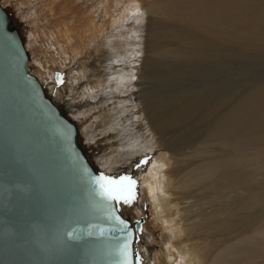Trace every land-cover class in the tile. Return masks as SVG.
<instances>
[{"label": "rangeland", "instance_id": "1", "mask_svg": "<svg viewBox=\"0 0 264 264\" xmlns=\"http://www.w3.org/2000/svg\"><path fill=\"white\" fill-rule=\"evenodd\" d=\"M133 1L131 2V0H85V2L92 3L94 7V11L98 9L103 10L105 6H110L112 8L115 5L116 8H112V13L114 12V16H117V14H124V13L127 14V12H129L128 8H130L127 7L128 5L130 6L132 4H135L136 6L139 7V9L138 7L136 8L137 11V13L135 14L136 16L126 17L125 15H123L124 19L128 22L132 20L133 21L132 23L134 24L135 21V25L138 28L135 29L133 26H131L133 32L130 33V37H129L130 27L123 26L121 29L124 32L120 37V39L122 40V44L119 47H117L118 51L121 49V51H123L125 55L131 53L133 51L132 48H136V50L138 49L136 51V55L138 56L136 57L135 62L137 64V68L139 72L138 73L133 72L135 77H129V76L122 77L124 84H126L125 86L129 87V89H127L128 91L120 95L118 98H120L122 103L125 104L124 106H126V109H128L123 113L125 117H132V118L139 117L138 121H134L131 125V127L134 126L131 129L133 132V136L138 137L137 138L138 142L137 143L135 142L134 144H137V148L139 152L145 151L147 155L151 154L149 156L150 159L146 158V160L148 159L149 162L150 161L152 162V160L153 161L156 160L157 163H161L162 165H164L163 191L165 194V199H163L164 197L163 194L161 193L163 198H161L160 195V199H162V202L164 203L161 202V208L159 210V211H164L163 214L162 213L154 214L151 211V205L146 201H143L144 202L143 204V202L140 199L141 190H142L141 188L143 187V186L141 187V185H143L141 183L145 181L144 178L147 179L148 176L149 177L150 175L152 176V172L147 174L148 171L151 169L149 166H153L150 165L151 162L146 166L147 168L145 167V169L143 170L145 173L139 174L137 170L140 169L141 167L140 165L136 164L133 160H130L129 162H125L123 160V157L120 156L119 153H109L112 151L120 150L119 148L116 147L111 148L112 144H114V138H122V137L124 138L125 136H127V131L129 133L131 132L130 129L123 130V132H121L120 129H118L117 132H114L115 131L114 130L111 134L106 136V141L96 147L97 154L99 152L105 153L102 156L104 159L100 158L96 162L93 161V163L96 168L101 170L100 171L97 169L100 172V174L103 176H105L103 174L104 172H106L107 174L114 173L117 176L116 179H119L122 176H128L136 181L134 188L135 198L133 199L131 204H123V203L119 204L121 209V214L130 220L134 218L139 219L140 217H144L145 221L143 227L147 226L146 227L147 230L151 231V232L148 231V233L150 234V238L152 239L154 244L152 245L154 247L157 246L158 243L162 244L161 242L164 237V235H162L163 232L160 228L162 224V220L164 218L168 220H173L172 228L174 229L175 233L178 232V234H176L177 236L175 235L178 239L176 238L177 242L175 241L173 242L174 249L170 248L171 250L169 249L170 250L169 253H172L178 259L181 255H183V253H186L190 264L191 263L199 264L201 260L204 259L205 256H208L207 257L208 259L211 256H213V254H215L214 252H216L215 250H218L217 248H224L225 246L227 247L228 244H230L229 246H232L231 245L232 243L233 246H235L236 243H237L236 245L239 246L240 244L236 241H239L241 238L244 239V236L251 234L252 232L255 233L256 231L259 230H262L264 232V146H263L264 140H262L261 137L264 135V127L261 126V123L264 120V108L255 111L254 112L255 115L251 114V118H249L248 114L245 117L241 116L242 118L241 117L238 118L237 121L235 122L237 123V125L235 124V127L231 128L229 134L218 133L219 136H216L214 134V129L216 128L217 121L220 118H222L226 113L232 111V109H235L240 104H242L248 98V96L250 97L251 95H253L254 92L252 93V91L254 90L259 91L262 87H264V57H263L264 49H257V51L256 48L247 49V47H245L244 45L241 47V43L240 45H236L239 44V42H234L233 45V43L223 44V42H221L222 43L221 44L220 42L217 43L215 41L217 44L216 46V44H211L212 41L210 43L202 33L198 31L196 33L195 32L192 33L193 30L188 29L186 27H181V28L178 27V31L181 34L178 33L177 30L176 32L180 36L174 35V33L176 32L174 31L175 28L172 29L171 27L172 25H169L170 27L165 28V30L164 28L159 30L158 26H156V24L154 23V20L151 21V23L147 22L146 20L147 17L145 13H143L141 8L143 6L142 3L139 0L137 1L133 0ZM12 13H14V16L16 15L15 16L16 18L18 15L17 9L14 10L12 9ZM44 21L37 22L35 19L32 18V20L30 19L26 21L27 24H22L23 25L22 28H24V26L27 28V26L29 25L28 26L29 28L26 29L27 32L26 30L23 29V33L25 34L24 37L26 38L25 46L29 44L28 43L29 41L32 42V46L34 50H32V53L30 51L32 49L31 47L28 50L30 55H32L38 60L43 59L46 54H47L46 57H48V54L52 52V48L54 47V45L50 41V38H51V30H53L55 26L48 25V23ZM38 23L39 25H37ZM182 28L185 29L184 32ZM34 31L36 34L34 33ZM185 32L186 34L190 33L192 37H194V39L197 38L196 34H198V36H202V37H198L197 39L200 41H201L200 38H202L203 40V38L205 37L204 42L207 44L206 47L209 44L213 47L216 46V49L214 48L212 49V47H209L210 51H208L209 48L208 50H205L207 48L204 47L201 48L204 49L206 53L204 51H202V53H200L201 51L197 52V50H195L193 47L192 49H189L190 47L186 45V38L188 37L192 39V37L190 35L188 36V34L186 35ZM134 37H136V40ZM131 38L133 39L129 40ZM28 39L29 41H27ZM116 41L120 42L119 40ZM167 48L182 50L183 51V53L181 51L182 53L181 60L183 59L182 63L180 62L181 61L180 59H179L180 61L178 60L177 63L175 64V62L173 61V59L175 58L170 59L171 62L169 60L166 61L165 59L166 57L162 58L159 52H161L162 49H167ZM211 49L213 50V52L215 51L216 54L215 52L210 53ZM189 50L191 51L193 50V52L195 51L194 53H197L194 54V56L197 55L198 57H204L205 59L201 58L200 60V58H198L199 61H197L196 60L197 58L194 57V61L191 60V57L193 56V52L190 51L191 52L190 53L188 52ZM111 51L112 50H110L109 52L110 55L113 53V51L112 52ZM207 51L210 53L209 55H207L208 54ZM221 52L223 54H221ZM187 53H190L192 56L190 57V54ZM198 53H200V56ZM41 55L44 56L42 57ZM110 55H107V57ZM183 55L184 56L187 55L190 58L187 57V61H186V57H184ZM258 55L260 57H257ZM46 57L44 58L45 60ZM158 57L159 59H157ZM211 57H213V59ZM177 59L178 58H176V60ZM188 60H190V62L192 63L190 62L188 63ZM206 61L208 63H206ZM173 62L175 65L173 64L174 66H171ZM120 65H122V63ZM107 68L109 67L107 66ZM107 89L108 91H110L111 85H107ZM250 92L252 94H250ZM146 95L147 96L152 95L154 100L158 99L155 101V104L158 105V101H159L160 107H165L166 105L170 106L172 111L174 110V108H178V106H183V104L185 107H190L191 105H189L188 101L189 102L191 101L190 104H192L193 106L195 105L194 107L197 108L196 110H198L197 113L195 112V115L192 116V110H191L190 111L191 113L185 115L186 117L184 116L185 117L184 120L186 118L189 120L184 121L185 125L184 124L183 125L185 126V130L183 129L184 127H182V132L180 135V142L182 143L181 145L182 148L175 146L178 137L177 136H176L177 138L174 137V133H170L169 135H167L168 141L165 139L164 142L160 139L159 135L157 134L158 132L157 121L159 118L158 117L153 118L152 116L147 115V113L145 112V106H144V102L142 101V98H144V96ZM164 97L166 101L163 99ZM55 102L58 104L57 101ZM233 103L236 104L234 105ZM197 106L200 107V109H198ZM191 108L192 107H190V109ZM195 108L193 110H195ZM169 109L166 110V113L169 112L168 111ZM206 112H209V114L204 115ZM201 116L202 117L204 116L205 119L202 118ZM254 124H256L257 126L259 124L258 126L259 129L257 128L256 125L253 126ZM257 131H260V133ZM183 134L186 137L183 136ZM182 136L186 140H184ZM170 137L173 139L171 140ZM226 140H228V142ZM165 146H167L168 149H165ZM180 148L183 149L184 152L182 153L183 156L181 158H175L174 156L170 155ZM86 151L88 153L92 152L91 154L93 155L90 154L92 159H97V155L96 154L94 155L92 149H87ZM226 153H228L229 157L230 158L232 157V159L227 158L228 154ZM165 155L167 156L165 157ZM227 160H230V162L228 163ZM221 161L223 163H221ZM97 163L99 164L96 166ZM211 164L212 167L214 165H215L214 167H216L218 164L220 166L222 165V169L221 167L219 169L216 168L213 169L214 171L219 170L218 172L215 171L217 174L216 176L214 175L215 172H213V175L215 177L211 174L212 170L209 169L210 168L209 166H211ZM164 168H166L167 170ZM202 168L203 169L205 168L204 169L205 173L210 170V172L208 173L210 174V176L212 175L211 176L212 178L214 177V179L209 178L208 177L209 174H207L208 176H205L210 183H208V180H206L205 177H201L200 180H202L203 178V184H200L202 183V181L199 182L198 180L196 182L199 183L195 184L196 183L195 182L193 183L194 185L192 184V186H189V188L181 187L182 181L184 180L189 181V178L194 177L196 174L200 175L201 173L199 172H203L200 171V169ZM230 170L233 171V173L236 172L235 180L234 179L232 180V182L234 181L233 184L232 182L230 183L231 180H228L227 182L222 181L220 184L214 183L217 182L215 181L216 180L215 178L219 177L218 175H222L223 173H225L222 171L227 172ZM240 171L243 172L241 173L242 175L240 174ZM138 174L141 176V178L139 177ZM142 175L145 176L143 177ZM196 176L194 178H196ZM138 179L140 181H138ZM176 180H178V182H174ZM185 181L183 182V186ZM211 181L213 184L211 183ZM217 183H219V180ZM181 189L184 192L181 191ZM175 198H177L178 201ZM174 199L176 200V202ZM135 204L137 206L134 207L131 211L124 212V209H127L125 207L129 206L128 208H130L131 206H135ZM164 204H166L167 206ZM193 214H195V216ZM182 216L185 217L183 218ZM180 217L183 218L182 219L183 221L179 219ZM157 220L161 222V224L157 223L158 222ZM175 224L177 228L174 227ZM196 224L197 227L195 226ZM215 225H219L220 227L223 226L224 228L218 231L220 228L213 229L216 228ZM162 226L164 227L163 224ZM181 227L183 228L185 227L184 230ZM192 227H194L193 228L194 230L190 229ZM164 228L166 229L167 226H165ZM189 229L190 231H188ZM191 231H193L194 234ZM188 233L190 235H188ZM153 237L155 238V240ZM179 239L181 240L179 241ZM145 240L147 244H145L146 243ZM139 241H141L140 238H138L139 249L141 250L145 248L148 249L147 247H149L148 243L150 240L144 238L143 241L141 242ZM160 244L158 245V247L161 246ZM158 247H155V249L152 247L153 250L151 249L149 250L150 254L148 260H151L153 262L154 256L156 255V253H158L157 251L160 250V248ZM178 247L179 250L175 249ZM182 247H183V251L184 248L185 251L186 250L189 251L182 252L181 250ZM261 263L264 264V258L261 260Z\"/></svg>", "mask_w": 264, "mask_h": 264}, {"label": "bare ground", "instance_id": "2", "mask_svg": "<svg viewBox=\"0 0 264 264\" xmlns=\"http://www.w3.org/2000/svg\"><path fill=\"white\" fill-rule=\"evenodd\" d=\"M132 1L133 0H131V2ZM139 1L143 5L141 8H142L143 13H145V15L147 17V19H146L147 22L151 23V21L154 20V23L156 24V26H158L159 30H161L163 28L165 30V28L170 27L169 25H172L171 26L172 29L175 28L174 31L176 32V30H177V32L180 33L178 31V27L179 28L186 27L188 29L193 30L192 33H194V32L196 33L197 31L202 33L210 43L212 41L211 44H216V42L217 43L223 42V44L224 43H229V44L233 43V45H234V42H239V44H236V45H240V43H241V47L244 45L245 47H247V49L248 48H250V49L256 48V51H257V49H264V0H139ZM0 4L3 8L8 9V10L11 9V11H12V9L13 10L17 9V14H18L16 17L17 20L15 18L16 15L14 16V13H12V16H13L12 21H13L14 25H15V23H18L21 25V27L18 28V32L21 35H23V37L25 35L23 33V29L24 30L28 29L29 25L28 26L26 25L27 28L25 26H24V28H22V26H23L22 24H27L26 21H28L30 19L32 20V18L35 19L37 22L38 21L43 22L45 20L48 23V25L55 26L53 28V30H51V38H50V41L52 42L54 47L52 48V52H50L48 54V57H46L47 54L45 55L46 60L44 59L45 57L43 59L38 60L35 57H33L32 55H30L28 49H30V47H31L32 49L30 51L32 53V50H34V48L32 46V42L29 41L30 38L27 40V41H29L28 42L29 44H27L25 46L26 38L24 37V47L28 53V57H29L28 64H29V67L31 69V74L34 77H36V79L40 82V84L45 86L46 95L51 97L54 101H57L58 105L62 109V112L65 113L66 115H68L69 118L75 123V125L78 129V132H79L80 143L82 144V142H83L82 145L84 146L85 150L92 149L94 155L95 154L97 155V159H93V161L96 162L100 158L104 159L102 156L105 153L99 152L97 154L96 147L99 146L101 143H104L106 141V136L111 134L114 130H115L114 132H117L118 129H120L121 132H123V130H126V129L131 130L134 127V126L131 127L132 123L134 121H138V119H139V117H136V118L125 117L123 113L125 111H127L128 109H126V106H124L125 104L122 103L120 98H118L120 95L127 92L128 91L127 89H129V87L125 86L126 84H124L122 77L123 76L135 77L133 72H135V73L139 72L138 68H137V64L135 62L136 57L138 56V55H136V51L138 49L136 50V48H132L133 51L131 53L125 55V53L123 51H121L120 48H119L120 49L119 51L117 48L122 44V40L120 39V37L124 32L121 29L123 26L130 27L129 37H130V33L133 32V29L131 26H133L135 29L138 28L135 25V21H134V24L132 23L133 21L131 19H130L131 21L128 22L124 19V16H123V15H125L126 17L127 16H129V17L136 16L135 15L137 13L136 8L138 6H136L135 4H132L130 6L128 5L127 7H130V8H128L129 12H127V14L126 13L117 14V16H114V12L112 13V8H116L115 5H114L115 7L113 6L112 8L110 6H105V8L103 10L98 9V10L94 11V7H93L92 3L85 2V0H0ZM105 4H107V3H105ZM138 9H139V7H138ZM115 13H118V12H115ZM37 25H39V23ZM182 30L184 32L185 29L182 28ZM174 31H172V32H174ZM26 32H27V30H26ZM177 32L174 33V35H176V36L179 35V34H177ZM34 33H35V31H34ZM185 34H186V32H185ZM187 34H188V36L190 35L192 37V35L190 33H187ZM127 36H128V34H127ZM196 36H197V38H195V39H194V37H192L193 40L188 38V37L186 38V45H188L190 47L189 49H192V47H193L195 50H197V52L201 51L200 53H202V51L205 52V50H208L209 47H212V49L213 48L216 49L217 44L214 47L208 44V46L206 47L207 44L204 42L205 37L203 38V40H202V38H200L201 39V41H200L197 39H198V37H202V36H198V34H196ZM171 37H173V36H171ZM31 38H33V37H31ZM134 38L136 40V37H134ZM132 39L133 38H131L129 40H132ZM116 40H119L120 42H117ZM177 40H178V37H177ZM213 42H215V43H213ZM33 43H34V41H33ZM221 44H218V45H221ZM27 46H28V48H27ZM229 46H231V45H229ZM203 47L207 48V49H205V50L201 49ZM184 48H185V46H184ZM199 49H201V50H199ZM212 49H211L210 53L213 52ZM110 50L113 51V53L111 55L109 53ZM193 50L192 51L189 50L188 52H190V51L193 52ZM181 51L182 50L167 48V49H162V51L159 53L161 54L162 58L166 57L165 58L166 61L169 60L171 62L170 59L175 58V59H173V61L176 64L179 59L181 60V56L183 53V51H182V53H181ZM208 51H210V48ZM36 52H37V49H36ZM194 52H193V56L190 53H187V54H190V57L192 56L191 60L194 61V57L197 58L196 59L197 61H199L198 58H200V60H201V58L202 59L204 58V57H198L197 55L194 56V54H197ZM200 53H198L199 56H200ZM210 53L208 52L207 55H209ZM185 54H186V52H185ZM215 54H216V52H215ZM221 54H223V53L221 52ZM107 55H110V56L107 57ZM245 55H246V53H245ZM184 57H186V61H187V57L190 58L187 55H185ZM257 57H260V56L258 55ZM176 58H178V59L176 60ZM208 58H210V57H208ZM211 58L213 59V57H211ZM244 58H246V57H244ZM244 58H242V59H244ZM157 59H159V57ZM182 60L180 61L181 63H182ZM218 61H219V59H218ZM174 62L171 64V66L175 65ZM189 62H190V60H188V63ZM121 63H122V65H120ZM190 63H192V62H190ZM206 63H208V62L206 61ZM178 64H179V62H178ZM107 66L109 68H107ZM178 74H180V73H178ZM55 78H56V80H55ZM107 85H111L110 91H108ZM252 93H253V95H251L250 97L248 96V98L246 97L247 99L242 104H240L235 109H232V111H230L229 113H226L222 118H220L217 121L216 128L214 129V134L216 136H219L218 133L229 134L231 131V128L235 127V124L237 125V123H235V122L237 121L238 118H240L241 116L245 117V116H247V114L249 115V118H251V114L255 115V113H254L255 111H258L261 108H264V87H262L259 91L254 90V91H252ZM252 93L250 92V94H252ZM163 99L165 100V97ZM156 100H158V99H156ZM156 100H154L152 95L151 96L146 95V96H144V98H142V101L144 102V106H145V112L147 113V115H150L153 118H155V117L159 118L157 121L158 122L157 123V131H158L157 134L159 135V137L162 141L165 142V139L168 141L167 135H169L170 133H174V137H176V136L178 137V140H177L175 146L182 148V146H181L182 143L180 142V135L182 132V127H184L183 129L185 130L184 121L189 120L187 118L184 120V118L186 117L185 115H188L189 113H191L190 112L191 110H192V116L195 115V112L197 113V111H198V110H196L197 108L194 107L195 105L193 106L192 104H190L191 101L190 102L188 101L189 105H191L190 107H192L191 109H190V107H185L183 104V106H178V108H174V110L172 111L170 106L166 105L165 107H160L159 101H158V105L155 104ZM228 101H229V99H228ZM228 101H227V103H228ZM179 103H181V102H179ZM194 108H195V110H193ZM167 109H169L168 113H166ZM198 109H200V107H198ZM69 112H71L72 114ZM68 113L71 115H69ZM206 113L204 115L209 114V112H206ZM210 114H211V112H210ZM255 117H257V116H255ZM202 118L205 119L204 116ZM199 119H201V118H199ZM250 120H253V119H250ZM246 122H248V121H246ZM255 125L256 124H254L253 126H255ZM258 126H259V124H258ZM258 126H257V128H258ZM261 126L264 127V120L261 123ZM260 131H257V132L260 133ZM134 135H135V133H134ZM183 136H185V135L183 134ZM261 137H262V140H264V135ZM137 138H138L137 136H135V137L133 136L132 130L130 133L127 131V136H125L124 138L123 137L122 138H114V144H112V146H111V148L116 147V148H119L120 150L119 151H112L109 153H119L120 156L123 157V160L125 162H129L130 160H133L136 164L140 165V167H141L140 169L137 170L138 173L143 174V173H145L143 170L151 162V161L150 162L148 161V159H150L149 156L151 154L147 155L145 153V151L139 152V150L137 148V144H134L135 142L136 143L138 142ZM172 139L173 138H171V140ZM184 140H186V139L184 138ZM226 141L228 142V140H226ZM246 141H245V143H246ZM164 142H163V144H164ZM224 142H225V140H224ZM153 144H155V143H153ZM150 145H151V143H150ZM181 148L178 149L177 151L173 152L170 155L174 156L175 158H181L183 156L182 153H184L183 149H181ZM153 149H154V147H153ZM165 149H168V147L165 146ZM250 150H252V149H250ZM91 153H89V154H91ZM226 154H228V153H226ZM91 155H93V154H91ZM166 156L167 155H165V157ZM160 157H161V155H160ZM146 158H148V159L146 160ZM162 158H163V156H162ZM227 158L232 159V157L231 158L229 157V154H228ZM143 160H145V161H143ZM217 160H216V162H217ZM227 161H228V163L230 162V160H227ZM221 163H223V162L221 161ZM98 164L99 163H97L96 166ZM224 164H225V162H224ZM150 165H153V166H149L151 169L148 171L147 174L152 172V176L151 175H150V177L148 176L147 179L144 178L145 181H143V179H142L143 183H141V184H143V185H141V184L140 185H141V187L142 186L143 187L142 188L140 187L142 189L140 199L142 202L146 201L151 205V211L154 214H158V213L163 214L164 211H159V210L161 208V202H162V199H160V195H161V198L164 197L163 199H165V194L163 191V189H164V183H163L164 182L163 181L164 180V172H163L164 165H162L161 163H157L156 160H154V161L152 160ZM208 166H206V167H208ZM214 166L212 167V164H211V166H209L210 167L209 169L212 170V173H211L212 175H213V172L216 171V170L214 171L213 169H215V168L219 169L220 167L222 169V165L220 166L218 164L217 166H219V167H217V166L214 167ZM232 167H233V165H232ZM183 168H185V167H183ZM164 169H166V168H164ZM204 169L203 168L200 169V171H203V172H199V173H201L200 175L196 174L197 176L199 175L198 177L195 175L196 178H194L195 177L194 176V177L189 178V181L184 180L185 181L184 186H183L184 181H182L181 187H185V188L188 187L189 188V186H192V184L198 180H199V182L202 181V183H200V184H203V178H202V180H200L201 177L208 176L207 174H209L208 172H210V170L207 169L209 171L205 173ZM98 170H100V169H98ZM218 171L219 170H217L216 172H218ZM230 171H227V172L222 171V172H225L223 174L220 172L222 175H218L219 177L215 178L216 179L215 181L218 182V180H219V183H217V182H214V183L220 184L222 181L227 182L228 180H231L230 181V183H231L233 179L235 180L236 172L233 173V171H231V172ZM216 172L214 174L215 176L217 175ZM241 173H243V172L240 171V174ZM103 174L105 175V177L112 178V179H116V177H117L114 173L107 174L106 172H104ZM211 176L209 174L208 177L212 178ZM139 177L141 178L140 175H139ZM214 177L212 179H214ZM205 179H206V177H205ZM206 180H208V179H206ZM246 180H247V178H246ZM138 181H140V180L138 179ZM238 181H240V180H238ZM174 182H178V180H176ZM199 182H196L195 184H197ZM233 182H232V184H233ZM181 183H179V184H181ZM208 183H210L209 180H208ZM211 183H212V181H211ZM231 188H232V186H231ZM181 191H183V190L181 189ZM183 192H181V193H183ZM161 193L163 194V197H162ZM166 199H167V197H166ZM175 199L177 200V198H175ZM176 200H175V202H176ZM162 203H164V202H162ZM143 204H144V202H143ZM179 204H180V202H179ZM164 205H166V204H164ZM136 206H137L136 204H135V206H131L130 208H128L129 206H127V207H125L127 209H124V212H129ZM176 207H177V205H176ZM163 209H164V207H163ZM180 212H182V211H180ZM196 214H198V213H196ZM193 215L195 216V214H193ZM164 217H166V216H164ZM140 218H143L142 228L139 232H136V237L140 238L141 241H143L144 238L150 240L148 243L149 247H147L148 249H146V248L143 250L139 249L144 264H190V262L187 258L188 256L186 253H183V255H181V256L179 255L180 256V257L178 256L179 259L176 258L172 253H169L171 250L170 248L174 249L173 242L174 241L177 242V240H176L177 235L176 234H178V232L175 233L174 229L172 228V221L173 220H168L166 218H164L162 220V224L164 225V227L167 226L166 229L162 226L161 222H159L157 220L158 221L157 223L161 224L160 228L163 232L162 235H164V237H163L162 242H161L162 244L158 243V245L160 244L161 246L160 247H158V245L155 246V247L160 248V250L157 251L158 253H156V255L154 256L153 262L151 260H148L149 254H150L149 250L150 249L153 250L152 247L154 249H155V247L153 246L154 245L153 241L150 238V234L148 233L149 230H147V228H146L147 226L143 227L144 221H145L144 217H140ZM172 218H174V217H172ZM183 218L180 217L179 219L182 220ZM132 220L133 219H131L130 221H132ZM183 223H185V222H183ZM192 224H193V222H192ZM182 225H184V224H182ZM182 225H180V226H182ZM192 226H194V225H192ZM195 226L197 227V224ZM174 227H176V224ZM215 227L216 228H213V229L220 228L218 231H220L221 229L224 228L223 226L220 227L219 225H215ZM181 228H183V227H181ZM184 228H183V230H184ZM193 228L194 227H192L190 229H193ZM190 229L188 231H190ZM186 230H187V227H186ZM149 232H151V231H149ZM191 232L194 234L193 231H191ZM188 235H190V234L188 233ZM154 240H155V238H154ZM180 240L181 239H179V241ZM182 240H184V239H182ZM141 241H139V242H141ZM145 242H146V240H145ZM236 242H238L240 245L237 246L236 245L237 243L236 244L234 243L236 246L235 247V246H233V243H232L231 244L232 246H229L230 244H228L227 247L225 246L224 248H217L218 250H215L216 251V252H214L215 254H213V256H211L209 259L207 258L208 256H205V257L201 256V257H204V259L201 260V262L199 264H262L261 260L264 258V232L262 230L256 231L255 233L252 232L251 234L244 236V239L241 238L239 241H236ZM145 244H147V242ZM179 246H180V244H179ZM175 249L179 250V247L175 248ZM181 250H182V252L189 251V250L185 251V248L183 251V247ZM173 253H174V251H173ZM177 259H178V261H177ZM193 264H195V263H193Z\"/></svg>", "mask_w": 264, "mask_h": 264}, {"label": "water", "instance_id": "3", "mask_svg": "<svg viewBox=\"0 0 264 264\" xmlns=\"http://www.w3.org/2000/svg\"><path fill=\"white\" fill-rule=\"evenodd\" d=\"M12 18L0 4V264H119L125 241L131 264H144L143 218L130 221L103 196L75 123L31 74Z\"/></svg>", "mask_w": 264, "mask_h": 264}, {"label": "snow or ice", "instance_id": "4", "mask_svg": "<svg viewBox=\"0 0 264 264\" xmlns=\"http://www.w3.org/2000/svg\"><path fill=\"white\" fill-rule=\"evenodd\" d=\"M97 182L103 196L109 201H115L117 204H131L135 198L134 188L136 181L131 177L122 176L119 179H112L101 175L97 178ZM120 223L123 222L120 221ZM69 235L73 236V233H69ZM118 255L121 257L119 264H131V253L128 241L123 243ZM136 264H139V257H137Z\"/></svg>", "mask_w": 264, "mask_h": 264}]
</instances>
